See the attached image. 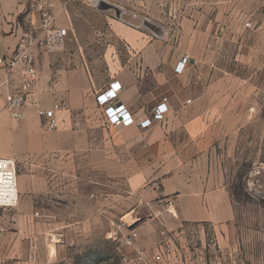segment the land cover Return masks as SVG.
<instances>
[{
  "label": "crops",
  "instance_id": "1",
  "mask_svg": "<svg viewBox=\"0 0 264 264\" xmlns=\"http://www.w3.org/2000/svg\"><path fill=\"white\" fill-rule=\"evenodd\" d=\"M135 1L143 7V0L105 4L129 9ZM174 2L182 5L168 18L180 35L176 46L148 41L95 11L106 24H88L98 39L84 46L70 2L0 0V110L6 94L28 99L25 118L1 129L10 148L0 156L18 163L19 203L0 214V264H72L67 251L81 254L99 238L115 243L112 225L125 218L140 221L144 248L163 230L182 235L190 226L192 236L204 226L232 229L227 166L244 115L264 106V0ZM42 7L67 35L62 50L37 53L36 81L24 88L6 63L21 31L38 35ZM114 81L122 87L118 102L136 119L164 103L165 120L148 129L106 125L95 98ZM32 103L60 106L55 131ZM201 251L190 249V264L203 260Z\"/></svg>",
  "mask_w": 264,
  "mask_h": 264
},
{
  "label": "rangeland",
  "instance_id": "2",
  "mask_svg": "<svg viewBox=\"0 0 264 264\" xmlns=\"http://www.w3.org/2000/svg\"><path fill=\"white\" fill-rule=\"evenodd\" d=\"M66 1L74 7L73 15H76L78 19L76 22L78 35L84 46L95 44L98 39V32H91L88 24L93 23V26L98 27L99 30L106 24L103 17L93 14V11L108 15L118 21L114 16L115 13L116 17L119 14V5L116 8L103 4L99 10H93L85 5L84 0ZM143 1L142 8L136 5V1L134 5L131 4L130 8L128 7L136 17L133 18L131 15L127 20L135 27L125 26L144 33L148 41L176 46L180 35L174 32L172 21L175 20L174 16L182 5L174 0ZM140 18L147 21L141 24ZM24 31L28 30L24 29ZM98 43L101 50L104 42L99 41ZM245 92L248 90L246 89ZM247 103L248 100H244V105ZM10 121L8 114L0 110V151L10 148L9 142L2 136L1 131ZM243 124L244 127L239 133L236 144V157L227 166L228 186L235 215L232 229L230 231L227 229L226 234L223 231L219 232L215 227L204 226L200 233L195 230L192 237L190 226H188L186 232L176 241L181 257L166 259L161 264H190L191 248L201 249L203 252V260L195 262L196 257H194L191 264H213L214 257L217 255L222 258L232 257L241 260L244 264H264V106L251 111L250 115H244ZM21 173L25 177L24 170H21ZM123 222H130V220L125 218ZM110 242L99 238L92 243V248L81 254L72 251H67V253L72 257V264H121L118 244Z\"/></svg>",
  "mask_w": 264,
  "mask_h": 264
},
{
  "label": "built area",
  "instance_id": "3",
  "mask_svg": "<svg viewBox=\"0 0 264 264\" xmlns=\"http://www.w3.org/2000/svg\"><path fill=\"white\" fill-rule=\"evenodd\" d=\"M85 5L93 10H99L106 0H84ZM117 20L124 25L133 26L127 20L136 15L125 7H118ZM175 18V17H174ZM141 19V24L147 21ZM252 27L249 22L244 25ZM66 30L55 25L54 15L47 7H42L39 20V33L35 36L31 31H21L17 45L8 57L6 68L9 72L17 73L23 81V87L32 86L36 81L37 72L35 58L38 52L54 53L64 47ZM188 62L184 56L175 66L174 71L181 74ZM122 93L119 82L114 81L96 95V103L102 108L104 123L112 127H129L137 125L140 129H148L154 122H162L169 111L166 104L157 105L150 116L136 119L128 109L118 102ZM5 110L12 120L25 118L28 108L26 93L15 92L5 95ZM186 103H190L187 100ZM36 116L42 120L48 131H55L59 122L55 112L60 109L58 104L50 108H43L38 103H32ZM19 203L18 192V163L14 158L0 156V214L6 209H13ZM140 221L123 222L119 220L112 225V240L118 244L121 264H161L166 259L181 257L176 241L179 233H170L165 230L158 233V238L149 248L139 244ZM3 231L0 229V238ZM217 255V252L215 253ZM221 257V256H220ZM214 257L213 264H244L241 260Z\"/></svg>",
  "mask_w": 264,
  "mask_h": 264
}]
</instances>
